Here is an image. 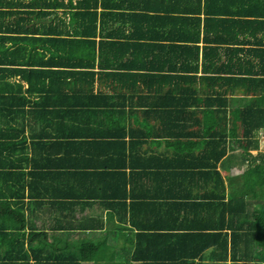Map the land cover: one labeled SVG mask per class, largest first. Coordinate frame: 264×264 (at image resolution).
<instances>
[{"label": "crops", "instance_id": "obj_1", "mask_svg": "<svg viewBox=\"0 0 264 264\" xmlns=\"http://www.w3.org/2000/svg\"><path fill=\"white\" fill-rule=\"evenodd\" d=\"M3 1L0 233L19 235L24 246L16 249L30 250V242L60 248L72 240L88 250L70 264H146L133 257L147 244L140 234L151 233L143 227L169 234L166 225L179 211L173 205L182 207V217L185 201L203 197L202 186L219 181L204 179L206 169L190 155L201 147H168L169 140L188 137L191 112H209L229 133H243L249 114L264 120V0ZM114 91L131 92L135 110L128 100V112L116 115L108 107L120 97ZM97 93L112 96L91 98ZM172 107H181L175 120L185 122L176 131L167 127ZM114 133L125 134L113 139ZM255 133L260 146L247 160L228 138V154L216 167L225 189L215 209L220 226L204 231L219 235H203L196 244L181 240V255L202 248L190 264H264V195H256L261 188L247 174L256 168L264 178V127ZM115 140L125 144L111 151ZM133 153L138 168L130 164ZM234 196L238 208L227 207L224 219L220 212ZM10 212L25 226L2 219ZM253 219L257 225H250ZM83 223L90 228L78 226ZM251 231L258 233L248 237ZM5 247L0 241V251Z\"/></svg>", "mask_w": 264, "mask_h": 264}, {"label": "trees", "instance_id": "obj_2", "mask_svg": "<svg viewBox=\"0 0 264 264\" xmlns=\"http://www.w3.org/2000/svg\"><path fill=\"white\" fill-rule=\"evenodd\" d=\"M97 1V0H96ZM133 2H138L139 0H130ZM143 2L146 0H142ZM0 7H5V1L0 0ZM97 8V7H96ZM97 12L95 11V14ZM3 14V13H2ZM87 14H93V12H88ZM97 15V14H96ZM93 30L90 32L93 34V36H95L97 34L96 32V26L93 25ZM83 43H85V41H82ZM90 44H94L95 41L94 40H90L89 41ZM102 45V43H101ZM91 64V63H89ZM88 64V65H89ZM92 67V66H90ZM87 74H91L94 78L95 76V72L94 71H90V72H86ZM120 75V74H119ZM113 76V78L117 79L115 75H110ZM122 76V75H121ZM120 79V78H119ZM113 94H116V96H120L122 97V99L119 97L118 99L115 100L114 105H111L109 102L108 106L109 108H113L115 109V111L117 112L116 115H118V113H127V101H130V105H129V111H134L135 110V101L134 99L136 98L131 92H126V91H114ZM110 96H112V94H108V93H97V94H93L91 96V98L96 97V98H109ZM115 96V95H114ZM127 96V97H125ZM138 97V96H137ZM139 98H141L143 100L142 96H139ZM116 101H118V105H115ZM185 108V106H184ZM249 112H253V110H250L249 108ZM172 113L174 114V119L173 121H170V126H167L168 129L170 131L174 130L176 131V129L178 130V128H181L185 125V122L183 123V126H180V120H175L177 118L175 117H179L181 114V107L179 109H175V107H172ZM189 117V116H188ZM193 117H197L196 119H194V121L192 120ZM251 114L247 115V117H245L244 121H243V133H233V132H227L226 130V126H224V123H217L215 121L212 120V116L209 114V112L205 111L204 115L202 116H196V112H191V116L190 118V124L186 127V129L190 126V133H187L188 137H184V138H176L173 140H169L168 144L170 143V145L168 147H172V146H182L183 148L186 147H201L202 151L201 152H192L190 155L199 158L198 162L196 163V165H198L199 167L204 166V168L206 169V171H204L203 173H201V175L205 176L204 179L208 180H213V179H218L219 181L215 182V185L213 186H202V188H205V193H203V197L199 198V199H193V200H189V201H185V205L184 207V214L181 216V213H179V211H181L182 207H179L174 204L173 208L178 209V213H176L177 215L174 217L172 216V218H170L171 224L166 225V229L168 227H170L169 229L172 230L169 234L167 233H159V232H154L155 230H159V226H146L148 227L147 229L145 227H143L145 230H151V233H141L140 237L142 239L143 242H146L147 244L144 245H139L137 250L135 251L133 257L135 259H142V260H146V264H179V262L182 263H188L190 264V262L188 261L191 258H194L197 254H199V252L202 251V248L199 249L196 253H188L187 255H181L179 253V244L182 240V243L187 242L190 243H195L199 240L198 237H201L203 235L209 236L210 234L212 235V237H215L219 234L213 235L212 233H208V232H204L205 230H210L211 228H214V226H220L217 223V220H215V218L217 217L216 214L219 212H216L215 209H218V205L220 203V198H224V194H225V189H223L222 186V182L223 179H221L222 175L220 173V171H218L216 169L217 164L220 160H222L225 156H227V152H228V146H229V142H228V138L232 137V139H235V141H232V144H235L236 146L241 147L244 150V153L242 154V157H244L246 160L249 156H252V153L250 152L251 149H259V139L257 138V133L256 130H259L260 128L264 127V120L262 121H256V120H251ZM116 121L120 122V119H116ZM193 121V123L191 122ZM115 122V121H114ZM176 122H178L176 124ZM141 125V123H139ZM197 125L201 128V130L197 131ZM191 127L193 129H191ZM151 129V128H150ZM125 133H114L112 135H110L113 139L118 138L119 136L124 135ZM137 133H134L132 135L136 136ZM139 135V134H137ZM152 136V133H149V137ZM165 136V133H164ZM162 136V138L164 139L165 137ZM179 136V134H178ZM112 142V141H111ZM161 142V141H159ZM124 146L125 144V140L122 141V143L120 142V140H115L113 143L108 144L111 151H115L116 147L118 145H122ZM107 145V146H108ZM262 152V153H261ZM259 154H261V157L264 158V152L261 151ZM194 153V155H193ZM109 154V153H108ZM129 155V154H127ZM152 155V154H151ZM160 155L162 156L163 154L160 153ZM260 158V157H259ZM149 160H151V157L148 158ZM116 160H120V158H116ZM123 162V159L121 160ZM257 161V160H256ZM138 162H139V154H137V158L135 157V154L133 153V158L130 161V164L132 167L134 168H138ZM250 165L252 164L251 160H249ZM124 163V162H123ZM126 166L127 164L124 163ZM134 172V171H133ZM35 174H40L41 172H34ZM264 173V172H263ZM118 174V172L114 173L113 176L115 177ZM122 172L119 173L118 177H121ZM247 174L250 176V178L252 179V182L259 184L258 186L261 188V191L256 192V195L260 196L261 193H263L264 195V178L261 174L260 170H257L256 168H249V171H247ZM135 175L132 174V177H134ZM249 178V179H250ZM221 179V180H220ZM247 179V181L249 180ZM217 183L221 184V190L219 189L220 184L217 186ZM263 187V188H262ZM33 189H34V185L30 186V195H33ZM98 188H96V190H98ZM118 190V189H117ZM96 192V191H95ZM244 193L246 191H243ZM83 195L85 196V192H82ZM173 193V190H172ZM117 194V192H116ZM115 195V193H114ZM173 195V194H172ZM262 195V196H263ZM167 195H165L166 197ZM234 198H236L235 196L229 201V203H225V209L223 211H221L220 213H222V217L225 219V212L227 209V207H229V210H236L238 208V206L235 205L234 203ZM178 202V201H176ZM145 204H150V203H145ZM144 205V204H143ZM145 207H148L146 205H144ZM176 211V210H175ZM174 213V212H173ZM9 218H2L5 219L6 221H8L9 225H14V226H18V225H23V227L25 226L26 223H22L21 222V218H15L14 216H16V214L14 212H10V213H5ZM14 218H12V217ZM234 218L237 217V213L234 212ZM181 217L180 223H179V219ZM31 221H35L37 220L36 215L35 217H32V213H31V217H30ZM29 219V220H30ZM230 219H233L230 218ZM249 221V219H248ZM26 222V221H25ZM250 222V221H249ZM257 225V222L255 221V219H253L250 223V225L254 224ZM230 223H232V220L230 221ZM45 225H43L44 227ZM78 226H82V228L84 227V229H89L90 228V224H85L83 223L82 225L79 224ZM164 226V225H161ZM41 228V227H38ZM55 229H64L62 227H60V225L58 226H54ZM179 228L183 229L184 231H186V233H180ZM33 230L36 229V225H34L32 227ZM67 229V228H66ZM142 229V230H144ZM252 230V229H251ZM149 232V231H148ZM255 233H251L249 232L247 235L248 237L250 236V234L253 236H256L258 232L254 231ZM180 233V234H179ZM152 236V238H150L148 235ZM155 237V238H154ZM157 237V238H156ZM150 238V239H148ZM183 238V239H181ZM56 241H58V238ZM60 240V238H59ZM0 241L3 244H6L7 247H5L4 249H2L1 251L4 253L5 258L4 260L0 261V264H70L74 259H80L82 260L84 258L85 255H87L85 252H88V250H86L85 248H83L82 246L79 248H74V249H70L67 248L65 249V246L60 247V248H54L51 245H39L37 243L34 242H30V250L25 249V247L23 249L19 248L16 249V247H18L16 244L21 245L22 247L24 246L23 244V239H21L19 237V235H15L14 233H0ZM212 243H214L215 241L212 239L210 240ZM54 242V241H53ZM152 242L154 243V245H159L161 247L160 250L158 249H153L151 248ZM156 242V243H155ZM211 242H207L205 246H209L211 244ZM161 244V245H160ZM196 244V243H195ZM193 244V245H195ZM204 246V248H205ZM172 249L173 250V254L167 255V250ZM261 249V248H260ZM0 251V252H1ZM262 252V249L259 250V253ZM23 253V254H22ZM85 253V255H84ZM19 256V257H18ZM0 255V259H1ZM23 259V262H20L18 260ZM33 259V261H31ZM193 263V261H192ZM77 264H79V262H77Z\"/></svg>", "mask_w": 264, "mask_h": 264}, {"label": "rangeland", "instance_id": "obj_3", "mask_svg": "<svg viewBox=\"0 0 264 264\" xmlns=\"http://www.w3.org/2000/svg\"><path fill=\"white\" fill-rule=\"evenodd\" d=\"M36 239H38V241H42V238L37 237ZM67 248H70L72 250V249L76 248V245H74L72 243V240H69L68 242H66V245H65V249H67Z\"/></svg>", "mask_w": 264, "mask_h": 264}]
</instances>
